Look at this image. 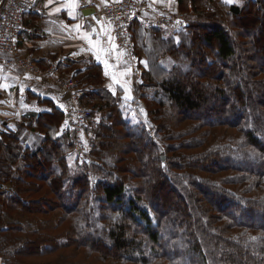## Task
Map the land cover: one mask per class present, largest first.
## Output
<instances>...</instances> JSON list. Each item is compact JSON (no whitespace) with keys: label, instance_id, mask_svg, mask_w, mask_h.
<instances>
[{"label":"trees","instance_id":"obj_1","mask_svg":"<svg viewBox=\"0 0 264 264\" xmlns=\"http://www.w3.org/2000/svg\"><path fill=\"white\" fill-rule=\"evenodd\" d=\"M176 1L172 35L130 26L135 97L165 145L91 59L66 61L87 157L55 102L1 122L0 264H264V0Z\"/></svg>","mask_w":264,"mask_h":264},{"label":"crops","instance_id":"obj_2","mask_svg":"<svg viewBox=\"0 0 264 264\" xmlns=\"http://www.w3.org/2000/svg\"><path fill=\"white\" fill-rule=\"evenodd\" d=\"M226 1L239 3L241 0ZM146 2L149 7L147 15L151 20L158 14L179 12L176 0ZM103 4V0H37L25 17L19 50L38 59L59 57L58 72L62 76L70 73L66 61L91 59L102 66L104 85L112 92H120L123 97L130 98L134 91V79L146 67L145 58L142 55L139 60L138 57L140 73L135 76L132 63L115 45L110 26L101 17ZM86 8L89 12L84 13ZM39 100L55 102L65 110L69 106L63 92L50 81L0 64V124L3 122L12 126L17 121L23 122V116L28 111L47 109V104H40Z\"/></svg>","mask_w":264,"mask_h":264},{"label":"built area","instance_id":"obj_3","mask_svg":"<svg viewBox=\"0 0 264 264\" xmlns=\"http://www.w3.org/2000/svg\"><path fill=\"white\" fill-rule=\"evenodd\" d=\"M37 0H0V64L14 67L22 74L50 81L64 95L68 94L69 107L66 125L74 138L75 151L83 157L88 156V149L94 138L86 132L88 119L92 116L89 108L81 103L85 94L80 81L71 76H62L58 72L59 57L47 56L38 59L19 50V41L24 20ZM102 19L110 26L115 45L123 51L124 58L132 63L133 74L138 76V56L131 40L130 26L133 21L141 27L179 29L185 25V13H162L148 18L146 0H103ZM152 137V133L148 131Z\"/></svg>","mask_w":264,"mask_h":264},{"label":"rangeland","instance_id":"obj_4","mask_svg":"<svg viewBox=\"0 0 264 264\" xmlns=\"http://www.w3.org/2000/svg\"><path fill=\"white\" fill-rule=\"evenodd\" d=\"M163 29H166V28H163ZM167 30H170L167 33V35H172L173 33L171 32V30H178V29H167ZM80 85H81V82H80ZM250 91L253 93V89H250ZM132 95L130 96V98L132 97L131 100L126 103V107H125L126 110L128 109L127 112L129 113L127 116L128 121L131 124L137 123V124L143 125L147 131V135H148V131H150L152 133V137H150L148 135L151 138L150 140H152V141L158 140V143L165 145L164 141H160L159 138L157 137V132L155 133V137H154V129H153L154 126H153L152 122L150 121L151 120L150 116H148V114H147V107L145 106V103L143 101H141L139 98L135 97L134 91H133ZM262 111H264V108H262ZM216 129H219V128H215V130ZM220 129H223V128H220ZM229 132H232V130H229ZM153 138H155V139H153ZM175 199L176 198L173 197L170 200V205H172V204L174 205L177 202V200H175ZM260 218H261L260 216L255 217V219H258V220Z\"/></svg>","mask_w":264,"mask_h":264},{"label":"water","instance_id":"obj_5","mask_svg":"<svg viewBox=\"0 0 264 264\" xmlns=\"http://www.w3.org/2000/svg\"><path fill=\"white\" fill-rule=\"evenodd\" d=\"M86 12H89V9H87V8L84 9V13H86ZM68 98H69V95L68 94H65L64 95V99L67 100Z\"/></svg>","mask_w":264,"mask_h":264},{"label":"bare ground","instance_id":"obj_6","mask_svg":"<svg viewBox=\"0 0 264 264\" xmlns=\"http://www.w3.org/2000/svg\"><path fill=\"white\" fill-rule=\"evenodd\" d=\"M83 88V87H82ZM85 91V90H84ZM84 105V104H83ZM85 106V105H84ZM87 107V106H86ZM88 108V107H87ZM87 125H88V122H87ZM86 131H87V126H86Z\"/></svg>","mask_w":264,"mask_h":264},{"label":"snow or ice","instance_id":"obj_7","mask_svg":"<svg viewBox=\"0 0 264 264\" xmlns=\"http://www.w3.org/2000/svg\"><path fill=\"white\" fill-rule=\"evenodd\" d=\"M229 2H230V0H229ZM97 59H99V57H97ZM105 67H107V65H105ZM106 75H107V73H105Z\"/></svg>","mask_w":264,"mask_h":264}]
</instances>
